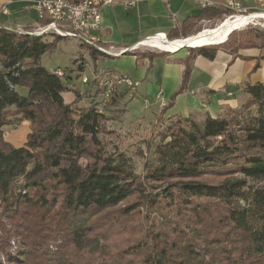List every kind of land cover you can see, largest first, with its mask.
<instances>
[{
	"label": "trees",
	"instance_id": "trees-1",
	"mask_svg": "<svg viewBox=\"0 0 264 264\" xmlns=\"http://www.w3.org/2000/svg\"><path fill=\"white\" fill-rule=\"evenodd\" d=\"M228 12L200 7L167 37L185 38L201 18L223 20ZM63 37L0 27V264H264V184H248L264 179V83L243 87V107L255 105L252 114L227 108L202 121L173 117L153 148L147 142V151H139L144 162L137 173L129 157L108 148L113 131L103 111L77 105L71 74L43 65V54ZM244 43L227 50L264 48ZM80 46L94 62L108 56ZM217 50L188 48L172 99L186 89L193 58H213ZM159 53L133 54L139 62ZM78 59L82 72L86 61L80 55L74 64ZM70 91L74 97L65 101ZM122 96L115 91L111 103ZM23 120L24 142L6 141L4 127ZM141 210L144 219L133 232L119 217Z\"/></svg>",
	"mask_w": 264,
	"mask_h": 264
},
{
	"label": "crops",
	"instance_id": "crops-1",
	"mask_svg": "<svg viewBox=\"0 0 264 264\" xmlns=\"http://www.w3.org/2000/svg\"><path fill=\"white\" fill-rule=\"evenodd\" d=\"M125 1L116 0L115 2L124 3ZM146 2L151 4H141ZM240 2L248 11L255 10L264 5V0H250L251 4H245L244 0H240ZM2 4L6 5L8 10L12 9L23 13H29L30 11L36 12L33 3L26 0H0V5ZM116 8H122L126 12L127 17L131 15L137 20L136 34L131 39V42L127 41L129 43H122L126 42V40H122L119 44L114 43L118 42V39L113 37V33L115 31L118 37L120 31L117 22L112 21L114 20L113 17H116ZM128 9L130 10L128 11ZM199 9L200 6L192 0H172L169 3H164L159 0H138L131 5H126L125 3L108 4L101 8V30L97 32V35L100 37L101 42L105 44H116L117 47L132 46L139 41L145 40L144 38L147 36L158 32L167 35V32L172 27L179 26L187 16L197 15ZM222 15L224 16V13ZM149 19H158L157 24L148 23L147 20ZM216 20L220 21L221 19L201 18L197 22L210 23ZM1 21L4 20H0V27H16L15 21L13 23H2ZM36 22L37 16L35 22L32 24ZM195 23L191 26L190 35L194 34L193 28L196 25ZM129 32L131 35L133 32L131 28ZM160 37L164 36L161 35ZM86 51L83 52L86 61L84 70L89 65L85 56V53H88ZM147 51L161 52L142 49L135 51V53L139 52L142 54ZM133 53H130V55L135 57ZM187 55L188 51L178 50L176 52L159 53L150 58L148 56H142L139 62L135 60L134 68L131 71L129 70L128 73H121L114 69L98 70L96 64L99 58L95 61V68L93 69L95 75L91 81L92 84H95V87L96 85L97 87H102L105 83L113 82L116 76H125L137 81L136 91L132 95L124 83L123 86L121 84H115L114 87H116L118 92L123 94L119 102L123 105L124 112L127 115L131 109L136 113L138 112V106H133L132 104L137 103L139 100L144 105L139 103L138 120H142L141 115L145 116L147 115L146 111H150L155 117L153 120L147 119L150 122L156 120V115L162 108L159 103L160 98L168 103L172 101L162 115L164 118L190 116L198 121H202L207 115L216 116L227 108L234 109L238 107L247 97L243 92L245 84L255 82L264 83V48H244L239 49L236 53L227 49H218L213 58H208L200 54L193 58L186 89L177 93L172 99L173 93L181 84L184 69L183 60ZM257 61L259 62V66L254 68Z\"/></svg>",
	"mask_w": 264,
	"mask_h": 264
},
{
	"label": "rangeland",
	"instance_id": "rangeland-1",
	"mask_svg": "<svg viewBox=\"0 0 264 264\" xmlns=\"http://www.w3.org/2000/svg\"><path fill=\"white\" fill-rule=\"evenodd\" d=\"M244 3L251 4L250 0H244ZM111 4H124V3L114 2ZM141 4H151V3L146 2V3H141ZM129 10L130 9H128V11ZM248 12L249 13L264 12V5L261 7H258L255 10L248 11ZM115 15L116 17H113L114 20L112 21L117 22V25L120 27L118 28L120 29V31L118 34L119 38L116 36V32L114 31L113 37L118 39V42H114V43L119 44L122 42V40H126V42H122V43L131 42L132 41L131 39L136 34L135 32V29L137 26L136 18H133L131 15L127 17L126 12L122 8H119V9L116 8ZM36 16L37 14L34 11H30L29 13H23V12L14 11L10 9L8 15H2L0 13V20H4V21H1L2 23L3 22L13 23V21H15L16 26H23V27L30 26L34 28L36 23L35 24H32V23L35 22ZM258 17L259 16L254 17V19H251L249 23H247L246 25L241 26L238 29L231 31L229 33L230 35L229 34H228L229 36L227 35L228 40L227 41L225 40L227 44L225 43L218 44L219 42H217V43L207 44V45L216 47V48L218 47V49H229L230 47L235 46L234 44L238 42L243 43V44H246L244 42H254V44L255 43L260 44L261 42H264V18L263 17L258 18ZM217 20L214 22H210V23H204L201 21L195 23L196 25L193 28L194 34L198 32L199 30H202L203 28H213L219 22ZM157 21L158 19L147 20L148 23L150 24L155 23V25L157 24ZM118 23H122V24H118ZM130 28L133 31L131 35L129 32ZM46 37L50 38L51 34H47ZM114 45L116 46V44ZM142 49L143 48L139 50H142ZM181 50L185 52V51H188V48L186 47L181 48ZM84 51H86V48L81 47L80 42L77 39L66 36L58 41V46L55 49L43 54L42 63L44 66H46L49 69L58 67V68H61L62 71L65 70L67 73L71 74L72 83H70V85L71 84L73 85L71 86L69 85V86L70 87L73 86V88L78 89L80 96H81V99L77 103V105L78 106H88L94 103L96 104L99 110L103 111L105 116L108 117L106 126L108 129L113 131V134L110 136L111 139H109L108 148L114 151L115 153H123L127 157H129L131 162H133L134 166H136L137 173H139L141 172V168L144 162L143 161L144 158L139 154V151H144V152L147 151V149L145 148L147 142L150 143L153 148L154 144L159 140L158 134L164 130V127L166 126L167 123L170 122L172 118L161 117L160 119L156 118L154 122H150V121H147V119L153 120L155 117L150 111H146L147 115L145 116L141 115V118L143 119L138 120L139 103L143 104L142 102H139V100L137 103L132 104L133 106L135 105L138 106V109H137L138 112L136 113L134 112L133 109L130 108L131 110L128 115L124 112L123 105L120 102H118L116 105H113L111 103V99L107 101L100 100L99 94L103 92L102 87H99V86L97 87V85L95 87L94 86L95 84H92V81H91L95 75L93 73V69L95 68L94 66L95 62L91 59L88 53H85V56L89 62V65L86 66L83 72H78L76 70V67L78 66L80 59L77 60L76 64H74L73 62L75 58H79L80 55H83ZM135 60L136 58L134 56H131L128 53L123 54L119 57L102 56L97 62L96 68L98 70L114 69V70L120 71L121 73H128L129 70L131 71V69L134 68ZM70 68H72L73 71L70 70ZM83 74L86 75L89 79V82L86 84H82L80 81L81 76ZM121 86H123V84H121ZM113 88L114 90H116L115 89L116 87L113 86ZM23 92L25 93V89H23ZM73 97H74V93L71 91L64 93L65 101H70L73 99ZM244 102L245 100L238 107L234 109L239 110L243 113L252 114L253 112H255V109H256L255 105H251L249 107H243ZM28 131H29L28 121H25V120L16 121L12 123L11 125L4 127L3 137L6 141L16 146H19L24 142ZM116 134L118 136H116ZM147 153H148L147 155L148 157L150 153L149 151ZM248 184L251 185L252 187L261 186L264 184V179L248 180ZM131 201H132V198H129L126 201L122 202L120 206L121 207L125 206ZM113 211L114 210L112 209L109 210V212L111 213ZM119 218H121V221L123 220V218L127 219V225L130 228V230L139 231L140 230L139 229V219L143 221L144 212L143 210H141L140 212L132 213V215L130 214L127 217L123 216ZM141 228L143 230L144 225ZM127 235H124L120 239L126 238ZM118 237L119 236H116L117 240H119ZM110 242H111V246H114L113 241H110ZM116 248L117 247L115 246L113 248V251H115Z\"/></svg>",
	"mask_w": 264,
	"mask_h": 264
},
{
	"label": "built area",
	"instance_id": "built-area-1",
	"mask_svg": "<svg viewBox=\"0 0 264 264\" xmlns=\"http://www.w3.org/2000/svg\"><path fill=\"white\" fill-rule=\"evenodd\" d=\"M33 3L34 9L36 11L37 17L41 20L44 18L48 19L47 23L36 22L34 28L30 26H16L15 28H7L8 30H13L17 33L30 34V35H47L52 33H63L66 37H72L77 39L80 43H86L94 48H102L103 53H116L122 55L126 52H135L141 48L150 49L154 51L161 52H176L166 49H156L151 45L137 42L132 46L117 47L112 44L102 43L97 32L101 30V8L105 5L114 3L115 0H81L78 2H73L70 0H27ZM138 0H126L124 3L126 5H131L136 3ZM164 3H169L172 0H159ZM200 7H216L222 9H229L230 12L224 13L225 18L233 17L236 14L244 15L248 13V10L244 8L240 0H192ZM0 12L2 14H9V10L6 5H0ZM158 34H163L164 38L160 41L168 43L170 38L167 37L165 33H155L153 35L147 36L145 39L151 40ZM182 39L173 38L170 40ZM190 48L192 46H183L181 48ZM178 51V50H177ZM57 74L63 75L64 71L61 68H55ZM81 83L86 84L89 79L86 75L81 76ZM125 84L127 90L132 95L136 91L138 82L132 80L128 77L116 76L114 81L111 83H105L102 86V93H100V100H109L115 94L113 86L115 84ZM116 89V88H115ZM160 106L163 107L167 104L164 99H160Z\"/></svg>",
	"mask_w": 264,
	"mask_h": 264
},
{
	"label": "bare ground",
	"instance_id": "bare-ground-1",
	"mask_svg": "<svg viewBox=\"0 0 264 264\" xmlns=\"http://www.w3.org/2000/svg\"><path fill=\"white\" fill-rule=\"evenodd\" d=\"M257 16L264 18V12H251V13L248 12L244 15L236 14L233 17L220 20L213 28H203L202 30H199L195 34L189 35L182 39H175V40L168 39L169 40L168 43H164L160 41V39L164 38V37H160L161 35L164 36L163 34H158L157 36L153 37L151 40L144 38L145 40L141 42L147 45H151L156 49H166L172 51L181 50V47L183 46H192V47L205 46L207 44H213L222 41L231 31L246 25L247 23H249L251 19H254V17ZM57 34L64 36L63 33H57ZM97 49L103 52L102 48H97ZM106 54L111 56H119V54L116 53H106ZM55 71L57 73V70Z\"/></svg>",
	"mask_w": 264,
	"mask_h": 264
}]
</instances>
